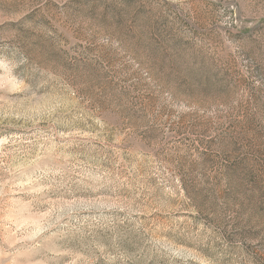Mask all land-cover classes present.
I'll use <instances>...</instances> for the list:
<instances>
[{
    "label": "rangeland",
    "instance_id": "1",
    "mask_svg": "<svg viewBox=\"0 0 264 264\" xmlns=\"http://www.w3.org/2000/svg\"><path fill=\"white\" fill-rule=\"evenodd\" d=\"M0 264H264V0H0Z\"/></svg>",
    "mask_w": 264,
    "mask_h": 264
}]
</instances>
